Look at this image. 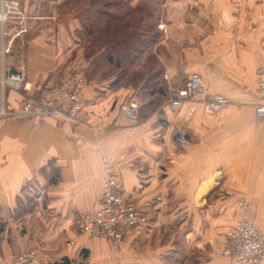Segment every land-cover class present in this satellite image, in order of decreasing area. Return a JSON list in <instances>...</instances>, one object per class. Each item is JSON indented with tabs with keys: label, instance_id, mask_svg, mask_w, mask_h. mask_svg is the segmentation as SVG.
I'll use <instances>...</instances> for the list:
<instances>
[{
	"label": "crops",
	"instance_id": "crops-1",
	"mask_svg": "<svg viewBox=\"0 0 264 264\" xmlns=\"http://www.w3.org/2000/svg\"><path fill=\"white\" fill-rule=\"evenodd\" d=\"M159 4L161 38L146 49V60L155 58L174 90L197 74L206 99L222 96L228 104L213 117L200 101L172 110L171 96L159 114L140 118V110L125 118L120 98L102 92L103 82L87 80L76 119L0 117V264H13L40 239L46 247L35 264H230L213 252L237 220L240 199L264 232V118L255 116V107L264 105L255 95L256 74L264 70V0ZM74 7L63 17L55 13L50 28H30L26 40L0 57V75L23 66L27 89L0 86V109L16 111L25 99L47 96L70 73L87 76L93 68V56L80 46ZM177 132L185 134L187 147L175 142ZM103 157L147 219L123 233L118 252L80 233V213L96 208L101 196Z\"/></svg>",
	"mask_w": 264,
	"mask_h": 264
},
{
	"label": "built area",
	"instance_id": "built-area-1",
	"mask_svg": "<svg viewBox=\"0 0 264 264\" xmlns=\"http://www.w3.org/2000/svg\"><path fill=\"white\" fill-rule=\"evenodd\" d=\"M22 0H0V57L13 51L15 40L28 33V20L47 19L56 21L55 14L38 16L26 15L21 6ZM66 0H51L55 4H63ZM5 39H8L5 43ZM24 69L18 65L14 71L1 72L0 86L13 91L27 90L24 86ZM84 74L81 71L70 73L64 83L56 87L40 100L25 99L18 110L7 111L0 109V117H50L54 119H76L82 111L84 102L82 92L85 87ZM23 87V88H22ZM205 87L197 74H191L182 88L174 91L168 101L172 110L180 109L185 102H201L203 113L217 117L228 104V99L222 96H212L208 99ZM258 99H264V70L256 74V91ZM136 109V103L122 104L121 115L130 118ZM194 108L191 107L190 114ZM255 116L264 118V105L255 107ZM175 142L181 147L188 146L183 132L175 134ZM104 175L101 183V196L94 209L80 213V232L88 243L99 240L109 242L112 251L122 249L123 233L134 228H141L147 223L146 217L137 204L128 199L117 181L111 162L101 159ZM44 190L38 193V199L44 197ZM238 213L233 227L227 232L222 248L215 256L225 257L230 264H264V232L250 221V207L246 199H240L235 204ZM46 247L44 239L38 240L29 250L13 257V264H35L37 254ZM1 260V255H0Z\"/></svg>",
	"mask_w": 264,
	"mask_h": 264
},
{
	"label": "trees",
	"instance_id": "trees-1",
	"mask_svg": "<svg viewBox=\"0 0 264 264\" xmlns=\"http://www.w3.org/2000/svg\"><path fill=\"white\" fill-rule=\"evenodd\" d=\"M81 3H87V5L84 6L83 10L79 9L80 11L77 14L81 22V30L77 32V35L80 39V46L84 48L86 57L90 58L96 52H103L107 44L111 41H117L116 39L118 37L120 38L119 34L122 29L128 30L130 35L135 36L137 34L142 37L143 41L141 44L144 45L141 49L136 43L137 40L132 41L128 43L130 45L129 48L121 51L116 50V52L107 50L101 54L100 59L99 56L93 58L91 64L93 68L88 71L87 76L84 75L85 86L87 85V80L95 79L104 82L105 73L108 75V72H114L116 75V80L113 81L114 83H124L123 79L127 80L128 78H131L132 81H138L146 77L148 82L152 84L156 83L155 85H151L148 92L150 94L158 90L161 92L162 88L158 89L155 77L157 74L159 78L162 76V67L158 63H154L153 65L158 71L155 74L147 73L148 75H145L144 72L142 73L140 70L134 69L133 65L137 60L136 55L130 54V52L146 51V49L153 47L160 40L161 35L157 30V23L160 20L158 15L159 0H140L134 6H131L127 0H70L65 6H67V11H69L74 7L72 5H80ZM144 13L146 14L145 20ZM131 17H135V20L138 18L140 21H144V24L138 25L137 27L133 25V29H131ZM125 19L128 20L125 21ZM146 20L148 21L146 22ZM105 68L106 71L103 72L102 70ZM135 85L134 87H136ZM162 94L163 97H166L164 90ZM162 100L164 101V99ZM174 262L179 264L177 261Z\"/></svg>",
	"mask_w": 264,
	"mask_h": 264
},
{
	"label": "rangeland",
	"instance_id": "rangeland-1",
	"mask_svg": "<svg viewBox=\"0 0 264 264\" xmlns=\"http://www.w3.org/2000/svg\"><path fill=\"white\" fill-rule=\"evenodd\" d=\"M22 1H21V6L25 10L26 15L37 14L38 16H41V17L45 16L46 17L49 14H55V13L57 14L58 13V15L63 17V16H65L67 14V12L70 11V10L67 11V6H65V2L63 4H61V5H59V4H55L53 2L51 4V0H27V1L23 2V3H22ZM72 6H78L79 9H81L80 5H72ZM161 7H162V5L159 4V6H158V15H159L160 20L157 23V26H159L161 18L163 17V14H162V11H161ZM75 8L76 7H73L72 11ZM144 10H145V12H147L146 9H144ZM145 16H146V14L144 13V20L146 18ZM126 20H128V19H125V21ZM147 21L148 20H146V22ZM34 22H36V24H34V25L32 24L33 25L32 26L31 23H34ZM54 22L56 24L57 21H51V20H47V19L46 20L45 19L28 20V33H29V29L30 28H38V27L50 28L51 25L52 26L55 25ZM130 22L132 23L131 24V26H132L131 29H133V25L137 27L138 25L144 24V21H140L138 18H136V20H135V17L134 18L131 17L130 18ZM29 24L31 25V27L29 26ZM58 24H60V23H57V25ZM63 24H65V22ZM0 27H1V25H0ZM26 35H24V37ZM124 35H129V36H124ZM119 36H120V38L119 37L117 39L115 38L117 41H111L109 44H107V46L105 47L103 52L94 53L93 54V58H96V57L99 56V59H100L101 58V54L105 53L107 50L116 52V50H120L121 51V50H124L125 48H129L130 45H128V43H130L132 41H136V40H137V42H136L137 45L141 49L144 47V45L141 44V42L143 41V38L138 36L137 34L135 36L130 35L129 31L126 30V29L125 30H123V29L120 30ZM26 38H27V36L25 37V40H26ZM7 40L8 39L4 40L5 43L7 42ZM0 42H1V37H0ZM17 43H18V40H15L14 46H16ZM22 43L23 42L21 40V44ZM130 54H132L134 56L136 55V59L137 60H136V63L133 65L135 70H140V72H142V73L144 72L145 75L147 73L148 74L149 73L155 74L158 71V69L155 68L154 65H153L154 63L155 64L157 63L155 58L151 56L150 59L146 60V58L144 56L146 53H145L144 50H143V52H140V51L133 52V53L130 52ZM151 60H153V61H151ZM102 71L105 72L106 68L103 69ZM103 78H104V76H103ZM187 78H185V80ZM93 80H95V79H93ZM114 80H116V75L114 74V72H112V73L108 72V75H106V73H105V79L103 80L104 82L102 83V86H100L103 89L102 92H104L105 94L109 93V94L113 95V99H115V100L120 98V100L118 101V102H120L119 105H118L119 106V111H120V107H121L122 104L130 103L131 101H134L136 103L135 111H138V113H139V111L141 110L140 115H139V117H141V118H144V116H147L148 114H159L160 110L162 109L161 108L162 107V103L166 102V100L168 98H170L173 95L174 91L176 90V89L174 90L172 88V86L169 83H167V81L164 79V69H163L162 76L160 78H159L158 74L155 77V80L157 81L158 89L162 88V91L160 92L158 90L157 92H155L153 94H150L148 91L150 90L151 85H155L156 83L152 84V83L148 82L146 80V77L143 78L142 80L140 79L141 81L140 80L132 81L131 78H128L127 80L123 79L124 83H119V84H117V82L114 83L113 82ZM185 80H184V82H185ZM95 81L98 82V80H95ZM184 82L181 83V87L184 85ZM61 84H59L58 86H60ZM134 84H136L135 85L136 87H134ZM181 87H179V88H181ZM163 90H164V93H166V97H163V94H162ZM165 98H166V100H165ZM162 99H164V101ZM114 103H116V101ZM225 238H226V236H225ZM213 256H215V252H213ZM171 264H177V263L176 262H172Z\"/></svg>",
	"mask_w": 264,
	"mask_h": 264
}]
</instances>
